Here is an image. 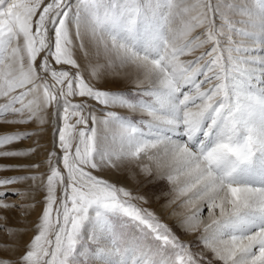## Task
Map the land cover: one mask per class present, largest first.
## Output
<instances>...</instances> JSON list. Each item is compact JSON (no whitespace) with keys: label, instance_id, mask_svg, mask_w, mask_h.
<instances>
[{"label":"snow or ice","instance_id":"obj_1","mask_svg":"<svg viewBox=\"0 0 264 264\" xmlns=\"http://www.w3.org/2000/svg\"><path fill=\"white\" fill-rule=\"evenodd\" d=\"M0 126V264H264V0H0Z\"/></svg>","mask_w":264,"mask_h":264},{"label":"rangeland","instance_id":"obj_2","mask_svg":"<svg viewBox=\"0 0 264 264\" xmlns=\"http://www.w3.org/2000/svg\"><path fill=\"white\" fill-rule=\"evenodd\" d=\"M103 62V61H102ZM118 71H124V69H117ZM115 111L119 112L121 115H127V116H133V117H137L139 118L142 114L139 112H129L127 109H121V108H117L114 109ZM4 127L0 126V129H3ZM50 135V133H49ZM25 144H27L28 146L31 144V141L29 140H25L24 141ZM20 146V145H19ZM20 147H24V146H20ZM3 163H22L21 160H3L0 159V164ZM23 173H19V172H2L0 173V176H15V175H22ZM125 175L131 176L132 173H126ZM109 179H117V177H107ZM119 179H121V182L125 184V186L129 187L130 190H132L134 192V194H146L149 197V204L145 205L146 207H149L151 210L157 212V214L162 215L163 213H171V208H168L165 210V205L167 204V201L171 198L169 195V191H170V185L167 184L166 181H161L159 184V189L156 191L155 195H152L151 192L149 193H144L143 189H138L135 187V180H133L131 183H128L127 181H125L123 179V176L119 177ZM16 187L15 185L9 186V188H14ZM0 190H4V189H0ZM39 199V197H38ZM18 202V198L15 196H12L11 192H9V199L7 202ZM38 210L36 211V213L29 214V216L27 217L28 221H35L39 212H40V207L37 206ZM164 209V210H163ZM192 211H195V208L191 205L185 207V208H176V212L177 213H187L190 214ZM0 215H4L7 217V219L5 220H0V225H3L5 228H10L13 226H25V227H31V224L29 223V225H25L24 217H21L19 212L17 211H4V210H0ZM178 217V216H177ZM21 218V219H20ZM20 219V220H19ZM162 219L165 220L164 216L162 215ZM179 219V217H178ZM22 220V221H21ZM166 223H169L170 225H174V223L172 221H166ZM32 232L29 231V233L27 235H23L20 236V251H18L15 255H11L7 252H4L2 250H0V257H8L10 259H15L17 256L22 254L23 251V244L27 243L29 241V239L31 238ZM190 234H186V235H182L181 239H190L189 237ZM199 235V234H198ZM196 241V240H195ZM190 242V241H187ZM13 243L12 238L8 237V235L6 234V232L0 230V245L3 244H10ZM193 250H196L195 248V244L193 246Z\"/></svg>","mask_w":264,"mask_h":264},{"label":"bare ground","instance_id":"obj_3","mask_svg":"<svg viewBox=\"0 0 264 264\" xmlns=\"http://www.w3.org/2000/svg\"><path fill=\"white\" fill-rule=\"evenodd\" d=\"M3 127V126H2ZM0 130H9V131H11V130H14V129H0ZM20 130H24L23 128H21ZM47 137L45 138V140L43 141V142H45V143H47ZM22 146H24V147H28V145L27 144H25L24 142L21 144ZM20 145V146H21ZM21 162L22 163H28V161L27 160H21ZM24 174V173H23ZM38 198V197H37ZM12 202V201H11ZM38 210V208H35L34 210H32L31 211V214H33V213H36V211ZM164 210V209H163ZM172 210V209H171ZM163 216H164V218H165V220L166 221H172L174 224L177 222V220H178V217L177 216H173V215H169V213L167 212V213H163L162 214ZM204 218L206 219V212H205V216H204ZM21 219V218H20ZM19 219V220H20ZM22 221V220H21ZM29 225V224H28ZM13 227H16V226H13ZM25 226H17L16 228H24ZM29 233V231L28 232H25V233H21L20 234V236H23V235H27ZM197 236H198V233H191L190 235H189V237H190V239H184V241L185 242H187V241H191V242H195V240L197 239Z\"/></svg>","mask_w":264,"mask_h":264}]
</instances>
